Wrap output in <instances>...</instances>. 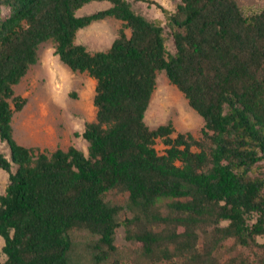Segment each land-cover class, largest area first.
Segmentation results:
<instances>
[{
    "label": "trees",
    "instance_id": "obj_1",
    "mask_svg": "<svg viewBox=\"0 0 264 264\" xmlns=\"http://www.w3.org/2000/svg\"><path fill=\"white\" fill-rule=\"evenodd\" d=\"M137 1L166 16L174 54L165 48L163 26L126 0H0V142L9 150V158L0 153L8 178L0 195L1 264H71L79 259L77 230L95 238L84 247L97 264L116 251L121 225L142 256H183L193 264L212 263L211 250L196 247L197 230L210 222L211 247L229 237L246 246L264 234V178L249 176L264 162V9L245 15L236 0H179L167 13L154 1ZM91 2L110 7L76 15ZM3 7L9 9L4 19ZM108 18L122 27L107 50L91 53L76 43L79 30ZM48 41L71 72L96 82L95 120L81 134L86 154L74 146L41 151L13 138V116L27 102L14 87ZM158 72L202 118L208 150L190 133L172 138L171 123L146 125ZM113 190L127 193L131 217L120 220L122 207L104 200ZM165 200L162 216L158 204ZM222 221L228 225L219 227ZM161 224L175 229L165 235L148 228Z\"/></svg>",
    "mask_w": 264,
    "mask_h": 264
},
{
    "label": "rangeland",
    "instance_id": "obj_2",
    "mask_svg": "<svg viewBox=\"0 0 264 264\" xmlns=\"http://www.w3.org/2000/svg\"><path fill=\"white\" fill-rule=\"evenodd\" d=\"M131 4L133 11L143 15L149 20L158 21L163 26L165 48L174 54L175 48L171 36V30L167 26L166 16L161 9L154 4L143 1L126 0ZM161 5L167 13H173L179 0H151ZM245 15H253L264 9V0H236ZM110 7L108 2H91L76 12L77 16L89 15ZM9 9L3 7L1 17L8 16ZM122 27V22L113 18L94 22L86 28L78 31L76 43L84 45L91 53L107 50ZM129 36V30H126ZM38 61L30 67L22 81L14 87L15 95L27 99L22 111L13 116V138L22 146L39 147L41 151L52 152L56 148L66 150L74 146L87 152V142L81 137L85 123L95 120L96 109L93 105L95 80L86 73H73L63 65L54 55L53 44L48 41L38 48ZM145 123L155 129L159 125L171 123L177 134L190 133L195 140L208 144L201 133L203 128L202 118L192 110L184 95L172 85L164 72L156 75V88L151 97L148 110L145 113ZM76 134V135H75ZM155 148L159 154H163L166 146L161 139L155 142ZM197 151V148H192ZM0 153L9 158V150L5 143L0 142ZM249 176L252 178H264V162L252 167ZM8 184L7 174L0 170V195L4 193ZM264 193V191H263ZM128 195L120 190H113L104 196V200L110 205L122 207L119 219L131 217L132 213L125 207ZM167 200L159 203V212L167 215ZM254 216L250 223L254 222ZM228 225L222 221L219 227ZM139 228V227H138ZM154 232L168 235L175 229L174 225H154L148 227ZM181 231V227H177ZM211 222L198 229L196 247L198 252L211 250L212 263L210 264H264V234L248 239L246 246L241 245L235 238L229 237L221 241L217 246L211 247L213 239ZM73 239L77 243L75 255L71 264H97L90 256L85 254V245H90L95 240L83 230L74 231ZM4 241L0 237V264L6 256L2 252ZM116 251L106 261L98 264H193L188 263L183 256H174L171 260H155L142 256L141 245L137 242H129L125 238V226H119L115 231ZM211 248H207V247ZM163 248V246H162ZM174 246H168L169 254L174 251ZM176 250V249H175ZM160 257V253L158 255Z\"/></svg>",
    "mask_w": 264,
    "mask_h": 264
},
{
    "label": "crops",
    "instance_id": "obj_3",
    "mask_svg": "<svg viewBox=\"0 0 264 264\" xmlns=\"http://www.w3.org/2000/svg\"><path fill=\"white\" fill-rule=\"evenodd\" d=\"M27 147H29V146H27Z\"/></svg>",
    "mask_w": 264,
    "mask_h": 264
}]
</instances>
